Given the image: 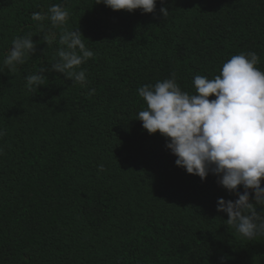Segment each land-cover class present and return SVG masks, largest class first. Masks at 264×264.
Returning <instances> with one entry per match:
<instances>
[{
	"label": "trees",
	"instance_id": "16d2710c",
	"mask_svg": "<svg viewBox=\"0 0 264 264\" xmlns=\"http://www.w3.org/2000/svg\"><path fill=\"white\" fill-rule=\"evenodd\" d=\"M95 2L0 0V264H264V236L240 237L217 211L235 194L177 166L137 119L138 88L172 73L195 94V76L214 78L241 52L264 70V0H157L150 14ZM54 4L95 54L81 66L88 83L48 71L29 91L25 77L50 69L59 47L43 40L50 20L31 16ZM25 35L36 52L9 71L3 59Z\"/></svg>",
	"mask_w": 264,
	"mask_h": 264
},
{
	"label": "clouds",
	"instance_id": "9594fccd",
	"mask_svg": "<svg viewBox=\"0 0 264 264\" xmlns=\"http://www.w3.org/2000/svg\"><path fill=\"white\" fill-rule=\"evenodd\" d=\"M163 5L165 0H160ZM114 11L126 10L150 14L156 10L157 0H96ZM164 17L168 8L161 7ZM69 11L60 4L51 5L47 14L34 12L35 22L50 20L52 30L44 33L48 46L56 42L54 63L39 73L25 77L29 91L46 85L48 71L62 73L75 84L86 87V70L81 66L94 57L77 30L64 27ZM54 29H61L58 33ZM36 52L33 36H18L3 59L9 71L26 62ZM256 52H241L223 63L220 74L209 79L197 75L193 84L195 94L182 90L176 73L155 85H143L138 94L146 103L138 120L149 134L159 133L166 138V147L176 157L175 164L187 173L206 180L209 174L218 177V184L235 200H217V211L227 214L226 224L236 234L249 241L264 236V70L258 66ZM95 89L89 91V95ZM215 97L210 99V97ZM6 135L0 129V138ZM3 149L0 148V154ZM99 171H105L100 164ZM243 191H240V188ZM228 257L221 256L220 264Z\"/></svg>",
	"mask_w": 264,
	"mask_h": 264
}]
</instances>
